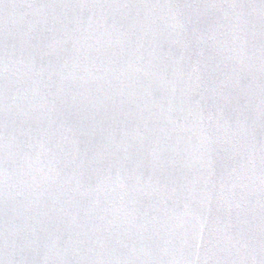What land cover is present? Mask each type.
<instances>
[{"label":"water","instance_id":"water-1","mask_svg":"<svg viewBox=\"0 0 264 264\" xmlns=\"http://www.w3.org/2000/svg\"><path fill=\"white\" fill-rule=\"evenodd\" d=\"M0 264H264V0H0Z\"/></svg>","mask_w":264,"mask_h":264}]
</instances>
